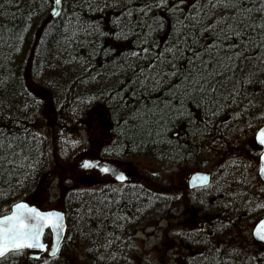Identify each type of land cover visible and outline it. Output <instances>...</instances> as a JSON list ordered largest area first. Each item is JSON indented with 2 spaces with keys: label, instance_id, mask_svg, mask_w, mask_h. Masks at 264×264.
Here are the masks:
<instances>
[{
  "label": "trees",
  "instance_id": "1",
  "mask_svg": "<svg viewBox=\"0 0 264 264\" xmlns=\"http://www.w3.org/2000/svg\"><path fill=\"white\" fill-rule=\"evenodd\" d=\"M125 1L76 0L74 9L65 0L60 18L45 22L51 0H0V214L52 174L47 117L61 124L56 134L64 133L68 121L97 106L126 154L149 146L150 156L177 165L193 143L224 144L248 115L264 111V0H136L144 12L134 37L118 25ZM92 32H99L94 45L86 39ZM227 42L234 43L228 54ZM34 83L61 87L63 98L42 102L28 87ZM55 177L69 232L81 236L89 263L130 264L131 230L140 224L114 207L103 216L98 186L80 189ZM207 240V248L215 242ZM255 254L246 261L263 256ZM213 258L203 263L228 264Z\"/></svg>",
  "mask_w": 264,
  "mask_h": 264
},
{
  "label": "rangeland",
  "instance_id": "2",
  "mask_svg": "<svg viewBox=\"0 0 264 264\" xmlns=\"http://www.w3.org/2000/svg\"><path fill=\"white\" fill-rule=\"evenodd\" d=\"M51 20L48 18V21ZM33 86L28 84L29 88L37 92V96L42 102L55 104L63 98V93L56 91L61 89V87L46 91L41 87L40 83H34ZM39 88L42 89V92H39ZM80 109L82 107H79ZM47 111L49 109L46 110V113ZM80 112H83V109ZM44 115L46 116V114ZM76 117L77 119L72 117L74 119L67 122L64 133L60 130L59 134L54 132L56 130L55 127L61 126L59 121H52L48 117L46 119L51 128V143L53 144L52 150L53 156L56 158V164L52 166L51 176L48 179L40 180L28 197V200L34 201L40 206H51L52 208L60 209L58 182L55 183L53 181L56 178L55 174H58L59 182L62 184L78 186L80 189L87 186L89 188L97 187L102 182L97 170H82L79 165L88 157L99 156L103 152L104 146L113 144L112 137H114V134L113 125L110 123L111 118L106 111L97 106L86 110L85 116L79 113ZM262 120L264 121L263 110L248 115L243 122L236 126L233 133L230 132L231 134L227 140H224V144L221 143L219 145L216 138L205 143H193L191 146L192 151L188 156L189 159L177 165L169 162L166 166H163V163L158 158L149 154V186L153 188V193L161 195L166 190H169V192L176 191L178 185L196 170H207L214 175L213 184L201 191V195L204 197L203 200L206 198L207 201H210L212 196L222 192L221 189H218V186L222 185L223 180L224 185L231 183L249 185L253 186V190L256 193L264 191V183L258 176L259 158L262 149L255 142L256 131L264 124ZM57 137L59 142L56 141L55 143ZM101 144L102 147H99ZM137 158L139 159L133 160L136 168L133 169V175H138L139 171L142 175H145L143 171L144 165L148 164L145 160V155ZM234 172H237L239 176L234 177ZM51 177H53V180L50 179ZM232 177H234L233 182H231ZM225 179L227 180L225 181ZM143 181L145 182V179ZM163 201L161 203L156 202L157 206L152 211V215L149 216V230L145 232L147 227L145 225L140 228L143 231L138 237L134 238L135 248L130 250V264H146L148 260L149 264H163L165 259H175L179 252L183 254L195 247L205 246L203 240L201 245L191 240L189 243L192 249L188 247L182 249L184 246H180L181 243L178 237L166 235L168 223L161 222ZM261 206L263 208L259 212L257 209L253 211L254 213H252L249 223L235 226L232 239L228 241L230 245L225 246L224 250L227 249L240 257L249 256L250 258L256 257L255 252L263 253L264 248L262 246L252 244L248 238H239L236 234V232L240 234L243 227L252 232L254 225L264 217V199ZM202 207L204 208V206ZM198 215L199 213L195 214V216ZM200 219H202L201 216L198 217V224L201 222ZM172 229V234L178 230H184L183 227L178 229L176 225ZM80 238L81 236L77 232H69L61 253L56 259L49 260L46 257L45 260L33 264H90L85 256L86 245L80 241ZM135 249H138L139 253L135 254ZM24 258L25 256L21 254L10 255L0 261V264H23Z\"/></svg>",
  "mask_w": 264,
  "mask_h": 264
},
{
  "label": "flooded vegetation",
  "instance_id": "3",
  "mask_svg": "<svg viewBox=\"0 0 264 264\" xmlns=\"http://www.w3.org/2000/svg\"><path fill=\"white\" fill-rule=\"evenodd\" d=\"M110 123L114 125L112 120ZM116 138V136L112 137L113 144L104 146V149L102 148L103 152L98 156L100 162L96 170L102 180L100 183V192L104 201L111 200V198H108V195L112 193V200L114 199V201L117 202L116 206L114 205L115 212L119 214L128 211L131 219L128 221L129 224H140V227H138L139 229L136 228L133 231L131 230L132 238H137L143 231L140 228L147 225L145 232L149 230V216L152 215L153 211L154 190L149 186V146L146 147L145 153H129L128 155L126 154L127 150L125 151L121 144L116 143ZM99 147H102V144L101 146L99 145ZM144 155L145 160L148 162V164L144 165L143 169L145 175H142L139 171L138 175L136 174L134 176L133 169L136 168L133 164V160L139 159L137 157ZM166 162H168V160ZM183 162L186 161L183 160L180 163ZM163 165L165 164L163 163ZM109 166L116 167L124 172L127 180L121 182L115 179L111 173L106 171V168ZM233 175L234 177L239 176L237 172H234ZM191 176L192 173L178 185L176 191L169 192V190H166L165 193L162 194V197L165 199L163 201V217H161V222L168 223L166 226L168 228L166 235H169V237H178L181 243L180 246H184L182 249L185 247L192 249L189 243L191 240L200 243L198 245H201L203 240L205 246L195 247L191 251L188 250L187 253L185 252L183 254L179 252L175 259H165L163 264H204L203 262L206 260L208 261L211 257V253L214 255L213 259L224 258L228 264H232L234 260H236L237 263L239 262V264H242L240 261H246V257L234 255L231 251L227 249L224 250V247L230 245L228 241L232 239L233 230L235 228L234 225L249 223L250 217L252 213H254L253 211L257 209L259 212L263 208L261 204L264 199V191L256 193L255 190H253V186L249 185L233 183L224 185L223 180L222 185L218 186V189H221L222 192L216 196H212L210 201H207L206 198L203 200L204 197H202L201 191L207 189L211 185L191 187ZM211 176L214 179V175L211 174ZM234 177H232L231 182L234 181ZM143 179H145L146 183ZM226 180L227 179H225V181ZM124 202L128 205L127 209H124ZM202 206H204V208ZM222 207L227 213L224 219L222 217ZM131 209L134 213L133 216L130 213ZM106 210L107 208L104 207L102 212L103 216L108 214ZM198 213L199 215L195 216V214ZM199 216H201L202 219H200L201 222L198 224L197 221H199ZM224 224H227L226 227H221ZM175 225L178 229L179 227H183L184 230H178L172 234V228ZM229 226H231L230 233ZM218 230H225V234L216 233ZM236 234L239 238L246 237L249 241L252 239V232H249V230L244 227L241 229L240 234H238V232H236ZM209 237H212L215 242L210 241V247L208 246L207 248L206 243H208L207 238ZM260 245L264 248V244ZM117 253H120V251ZM262 255L263 256L259 257L256 262L249 259V263L251 261L252 264H264V251ZM43 258L44 257H42V259Z\"/></svg>",
  "mask_w": 264,
  "mask_h": 264
},
{
  "label": "water",
  "instance_id": "4",
  "mask_svg": "<svg viewBox=\"0 0 264 264\" xmlns=\"http://www.w3.org/2000/svg\"><path fill=\"white\" fill-rule=\"evenodd\" d=\"M53 7L49 13L50 19L60 16L63 5L61 0H52ZM258 144L263 147L260 157L259 175L264 181V125L258 129L255 135ZM99 160L86 159L81 167L89 169L98 167ZM106 171L111 173L120 181L125 180L126 175L118 168L109 166ZM211 176L206 172H196L191 176V187L204 186L210 183ZM67 219L63 211L57 209H41L26 201H19L12 205L11 211L0 217V248L7 251L0 258L8 253L17 250L45 251L47 242L44 236L47 230L52 233V245L49 254L54 256L58 253L67 232ZM256 240L264 242V218L254 228ZM23 245L17 247L16 245ZM31 245V247H29ZM39 257V255H35Z\"/></svg>",
  "mask_w": 264,
  "mask_h": 264
},
{
  "label": "bare ground",
  "instance_id": "5",
  "mask_svg": "<svg viewBox=\"0 0 264 264\" xmlns=\"http://www.w3.org/2000/svg\"><path fill=\"white\" fill-rule=\"evenodd\" d=\"M66 1H68V0H66ZM135 1L136 0H127L125 2H121L122 4L120 3L121 6L118 8L119 11L117 13V21L119 22L118 23L119 28L123 32H125V31L128 32V35L130 37L136 36L139 29L141 31L143 30L142 24L140 23V20L137 17V14L138 13H143L144 11L142 10V5L140 3H135ZM61 2H62V5L64 7L65 0H61ZM71 3H72V7L75 9L76 0H71ZM52 7H53V4H52V1H51V9H52ZM51 9H50V11H51ZM122 11H123L124 16L122 14ZM61 14H62V12H61ZM61 14H60V16H61ZM60 16H58L57 18L52 19V20H54V21L56 20L57 21L60 18ZM126 17H127V19L131 20V22L129 21L130 25H129L128 21L125 19ZM48 18H49V16H48ZM48 18L45 19V22L48 21ZM137 27H139V28H137ZM72 31H75V34H77V33L82 34L81 31L76 29V28L73 29ZM98 36H99V32H92V33H89V36L86 37V39H87V41L89 43H91L90 45H94V44H96V42H98L97 39H96V38H98ZM93 42H94V44H93ZM242 42L244 43V45H246L245 41H242ZM230 44L232 46V44H234V43L227 42L225 44V46H226V49H225L226 54H228V52L230 53V51H229L230 48H228L230 46ZM91 49L94 50V46ZM261 61L262 62L264 61V57L259 59V63H261ZM148 101H153L152 96H151V100H148ZM8 107H9V104L7 105V108ZM126 128H128V127H126ZM81 165H82V163L79 165V168L82 169V170H86V169L82 168ZM87 187H89V186H87ZM98 187H99V190H100V186H98ZM110 194L108 195V198H111V200L109 199V200H106V201L103 200L102 195L100 194L101 204H103V202L104 203H108L109 201H113L114 202V199L112 200V198H113L112 197V193H110ZM19 201H26V202H28V203H30L32 205H36L37 206V203L34 202V201H31V200H19ZM19 201H16V202H19ZM116 203H114V204H105L106 205L105 208L112 209ZM123 206H124V209L128 208V205L125 202L123 203ZM7 213H9V211L6 212V213H3V214H7ZM3 214H0V217L3 216ZM101 224L102 225L104 224V222L102 220H101ZM68 234H69V227L67 228V232H66L65 238H64V240H63V242L61 244V247H60L58 253L56 255H54V256H51L49 254V252L51 250V245H52V233H51L50 230H47L46 233H45V236H44V240H45V242H47V250H45V251L17 250V251H12V252L21 253V255L25 256V258L23 260V264H33V263H36V262H41V261L45 260L46 257H48L49 260H54L61 253V250H62V248H63V246H64V244H65V242L67 240ZM35 255H39V257H36ZM6 257H8V256L6 255V256L0 258V261L4 260ZM42 257H44V258L42 259ZM233 263L234 264H239V262L237 263L236 260H234ZM240 263H242V264H250L247 261H240Z\"/></svg>",
  "mask_w": 264,
  "mask_h": 264
},
{
  "label": "snow or ice",
  "instance_id": "6",
  "mask_svg": "<svg viewBox=\"0 0 264 264\" xmlns=\"http://www.w3.org/2000/svg\"><path fill=\"white\" fill-rule=\"evenodd\" d=\"M17 247H23V245H16ZM29 247H31V245H29ZM5 251H7V249L6 248H0V255H3L4 254V252Z\"/></svg>",
  "mask_w": 264,
  "mask_h": 264
}]
</instances>
